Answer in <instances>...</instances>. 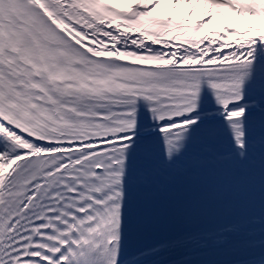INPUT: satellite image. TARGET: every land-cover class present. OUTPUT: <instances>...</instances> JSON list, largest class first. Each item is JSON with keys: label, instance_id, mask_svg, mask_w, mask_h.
<instances>
[{"label": "snow or ice", "instance_id": "1", "mask_svg": "<svg viewBox=\"0 0 264 264\" xmlns=\"http://www.w3.org/2000/svg\"><path fill=\"white\" fill-rule=\"evenodd\" d=\"M0 264H264V0H0Z\"/></svg>", "mask_w": 264, "mask_h": 264}, {"label": "rangeland", "instance_id": "2", "mask_svg": "<svg viewBox=\"0 0 264 264\" xmlns=\"http://www.w3.org/2000/svg\"><path fill=\"white\" fill-rule=\"evenodd\" d=\"M183 6H180L178 9H177V12L179 13L180 9L182 8ZM168 10H170V5L169 6H162L160 8H158L156 11H157V14H165ZM204 11V9L202 7L198 8V11H197V16H200V13L202 14V12ZM227 15L231 16L233 19H236V17L234 16V14L232 13H229L227 9H224L223 10ZM226 21L224 20H216L214 19L209 25H220L222 26Z\"/></svg>", "mask_w": 264, "mask_h": 264}, {"label": "bare ground", "instance_id": "3", "mask_svg": "<svg viewBox=\"0 0 264 264\" xmlns=\"http://www.w3.org/2000/svg\"><path fill=\"white\" fill-rule=\"evenodd\" d=\"M168 11H169V10H168ZM168 11H167V12H168ZM167 12H166V13H167ZM166 13H165V14H166ZM200 15H201V13H200ZM219 27H221V26L218 25V24H216V25H209V28H219Z\"/></svg>", "mask_w": 264, "mask_h": 264}]
</instances>
